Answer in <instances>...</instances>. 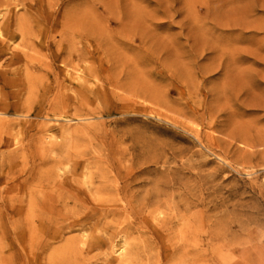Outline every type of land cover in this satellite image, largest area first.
I'll list each match as a JSON object with an SVG mask.
<instances>
[{
	"label": "rangeland",
	"instance_id": "1",
	"mask_svg": "<svg viewBox=\"0 0 264 264\" xmlns=\"http://www.w3.org/2000/svg\"><path fill=\"white\" fill-rule=\"evenodd\" d=\"M56 30L67 72L0 104V264L89 249L55 179L72 171L110 175L100 208L130 235L94 264H264V0H70Z\"/></svg>",
	"mask_w": 264,
	"mask_h": 264
},
{
	"label": "bare ground",
	"instance_id": "2",
	"mask_svg": "<svg viewBox=\"0 0 264 264\" xmlns=\"http://www.w3.org/2000/svg\"><path fill=\"white\" fill-rule=\"evenodd\" d=\"M69 7L70 0H0V104L12 103L19 106L30 103V97L39 86H44L54 72V63L58 57L64 59L62 71L67 72V33L66 31L59 33L56 29H59L60 25L65 28ZM21 86L23 88H20ZM6 89L8 90L5 91ZM20 89H24L27 94L23 100ZM83 177H86L90 187L89 198L96 201V207L88 206L79 189L73 187L74 183ZM109 177L110 175L103 171L93 172L91 175L72 171L57 175L55 178L63 199L61 206L66 210L70 207L71 215L78 216L77 220L79 219L82 229L92 228V233L95 234L94 242L87 245L89 249L86 251L80 247L76 248L78 238L65 239V243L60 246L65 257L64 263L74 264L76 257H81L85 264H94V261L98 260L109 261L106 248L113 246L115 235L120 233L126 237L130 236L125 233V229L114 233L115 229L106 221L113 212L105 207L100 208L101 203L105 202L104 198L118 194L114 193L111 183H109L111 188L107 186L108 184H101L102 178L107 181ZM244 229L250 232L249 237H252L255 230ZM241 236L237 235L240 238ZM127 243V251L133 253L134 259H139L141 249L134 241ZM178 249L180 251V244ZM95 250L98 253L93 257L90 254ZM131 260L129 257L128 261Z\"/></svg>",
	"mask_w": 264,
	"mask_h": 264
}]
</instances>
